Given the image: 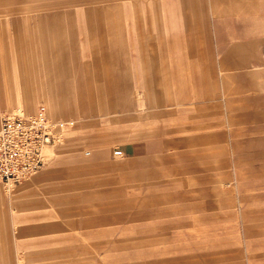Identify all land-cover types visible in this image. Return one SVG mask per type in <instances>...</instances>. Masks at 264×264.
<instances>
[{"label": "rangeland", "instance_id": "rangeland-1", "mask_svg": "<svg viewBox=\"0 0 264 264\" xmlns=\"http://www.w3.org/2000/svg\"><path fill=\"white\" fill-rule=\"evenodd\" d=\"M21 31L51 37L65 60L20 77L24 92L41 91L23 114L42 103L79 122L71 148L0 183L11 205L40 187L70 197L20 202L19 228L50 227L15 237L13 209L0 213V264H50L57 246H75L83 264L130 261L146 247V264H264V62L231 66L253 49L264 57V0H0V117L15 96L9 40ZM57 81L79 106L72 116L49 111ZM64 168L67 184L51 173Z\"/></svg>", "mask_w": 264, "mask_h": 264}, {"label": "crops", "instance_id": "crops-1", "mask_svg": "<svg viewBox=\"0 0 264 264\" xmlns=\"http://www.w3.org/2000/svg\"><path fill=\"white\" fill-rule=\"evenodd\" d=\"M84 1V0H83ZM121 7L122 8V4L120 3H116V4H111V7L115 8V7ZM92 8L88 10V13L93 15L95 13L96 10H101V11H106L107 7H101L99 9ZM23 20H27L28 17H23ZM41 32V31H39ZM32 33H29V31H21V32H13L12 38L9 40L11 45H10V57L12 59L11 62V70L13 72V76H14V84H15V96L12 98L10 96L6 97L5 99V104H6V110L10 111L13 108H22L25 111L31 107H33L35 105V103L37 102L36 98H37V94H39L41 91L39 90V88L35 87L36 85H32L33 88H28V90H26L25 92L22 90V82H21V76H26L25 72L31 70L32 68H34L37 64L41 66L42 69L45 70L46 74H49L50 72H52L54 70V68H59V69H63L64 65V59L63 57H58L57 55H52L53 52V48L56 47L55 45V41L51 38V37H47L46 34H36V35H31ZM10 35V36H11ZM33 37V38H32ZM257 41H251L250 45H255ZM17 44V45H16ZM61 44L59 43L58 46H60ZM229 53L227 55H229L232 52V48L228 51ZM224 59H226L224 57ZM228 60V58H227ZM250 60L252 61H257L256 63H262L264 62V57H262L260 54H258V52H256L255 49H253L252 52H250V54H239V56L235 59H233V63H231L232 67H242L245 65H248L250 62ZM6 58H5V53L2 50V45H1V40H0V72L1 74L4 73L5 69L7 68L6 65ZM229 61V60H228ZM225 65L227 64L226 61H224ZM62 64V65H61ZM229 67V66H227ZM226 66H219V70L225 69L227 68ZM248 75L249 77L253 76L251 75V73H245V76ZM3 76V75H2ZM58 83V81H57ZM65 82L64 81H60L58 83V85L56 83H51L50 87L48 88V91L53 93L49 96V98L47 99V104L49 107V111L51 112V114L53 116H59V117H63L65 115H73L74 113L77 112L78 110V105L71 100L69 93L65 90ZM56 88H61V89H57L58 92L56 91ZM146 90V89H145ZM144 90V91H145ZM237 90H241V89H237ZM238 92V91H237ZM138 93V91L136 92ZM11 103H14L15 105L13 106ZM12 105V106H11ZM155 106V107H154ZM152 107H154V109H157L158 106L155 104H152ZM151 146V145H150ZM143 149L147 148L148 149V145L143 144L141 146ZM150 149V147H149ZM67 168L64 169H52L51 173L54 175L57 172L60 175H64L66 177H64V181L66 184L69 183L67 181H71L68 180L70 175V171L67 172L66 171ZM50 172V171H49ZM50 173V175H51ZM49 178H53V176H49ZM73 180V178H71ZM31 195V194H30ZM24 196L23 198H17L15 199V203L14 205H11V203L9 202L11 200V198L9 197V201L8 203L5 202L4 196L3 194L0 192V213L2 214H6L7 212H5L4 210H9L8 208H12L13 209V215H12V223H13V229H12V234L13 236H17L18 233L20 232V230H33V231H40L41 229H47L48 227H50V223H44V224H37L35 225H29L26 227H18V221L15 220V215L17 213H19V203L23 202V203H28V204H36V203H41V202H47L49 205L51 203H58L61 205L66 204L65 201L69 200L70 197L66 196V197H61V196H56V195H52L49 192H47V190L42 189V187L38 188L36 191L33 192V194L31 196ZM15 196H17L15 194ZM20 196V195H19ZM23 199V200H22ZM22 200V201H21ZM100 220H102V218H99ZM117 220H119L117 218ZM19 231V232H18ZM131 246V245H130ZM51 250V253H53L54 257H60L58 259H53V261L50 262V264H83L82 262H79V257L76 255V247L73 246L71 248L67 247V246H57V247H53ZM18 252H20L19 250L15 249V259L17 261L20 260V254H18ZM131 254H128V258H131L130 261H125L123 262L122 260L119 263H115V264H146L147 261H145L144 259L146 258V256H148L149 254L155 252V250L150 249V248H142L141 250L138 249L137 251H134V249L131 251ZM69 254L72 255H76L73 256V259L67 258V256ZM134 254H137V256H140L139 258L142 259H138L141 261H137L134 259ZM62 257V258H61ZM122 259V258H121ZM133 259V260H132ZM113 261V260H111Z\"/></svg>", "mask_w": 264, "mask_h": 264}, {"label": "built area", "instance_id": "built-area-1", "mask_svg": "<svg viewBox=\"0 0 264 264\" xmlns=\"http://www.w3.org/2000/svg\"><path fill=\"white\" fill-rule=\"evenodd\" d=\"M78 122L73 117L49 116L42 103L29 113L0 117V183L15 184L36 173L51 159L48 147L53 152L71 148L69 132ZM112 153L121 157L125 152L116 147Z\"/></svg>", "mask_w": 264, "mask_h": 264}, {"label": "bare ground", "instance_id": "bare-ground-1", "mask_svg": "<svg viewBox=\"0 0 264 264\" xmlns=\"http://www.w3.org/2000/svg\"><path fill=\"white\" fill-rule=\"evenodd\" d=\"M16 112L23 113V112H25V110L22 109V108H13V109H11L10 111H7V114H14V113H16ZM51 150H52V149H50V148L48 147L46 151L50 153ZM10 185H12V184H10ZM10 185H9V186H10Z\"/></svg>", "mask_w": 264, "mask_h": 264}]
</instances>
